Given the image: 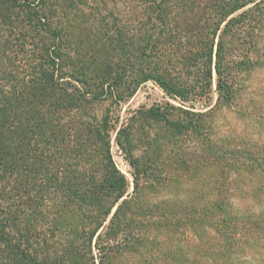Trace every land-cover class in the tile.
<instances>
[{
	"label": "trees",
	"instance_id": "obj_1",
	"mask_svg": "<svg viewBox=\"0 0 264 264\" xmlns=\"http://www.w3.org/2000/svg\"><path fill=\"white\" fill-rule=\"evenodd\" d=\"M263 33L264 0H0V264H264ZM148 80L215 101L88 109ZM223 110L257 136L224 142Z\"/></svg>",
	"mask_w": 264,
	"mask_h": 264
},
{
	"label": "rangeland",
	"instance_id": "obj_2",
	"mask_svg": "<svg viewBox=\"0 0 264 264\" xmlns=\"http://www.w3.org/2000/svg\"><path fill=\"white\" fill-rule=\"evenodd\" d=\"M264 35V33L262 34ZM264 41V40H262ZM178 59V58H175ZM176 61V60H175ZM264 76V72H260V70H256L249 78L250 85L253 83V81L256 79V77ZM247 86V85H246ZM248 87V86H247ZM252 89V88H251ZM249 94L251 92L249 91ZM215 92H212L210 99H199L195 102H180V101H173L168 99L162 89L153 81H146L137 88V90L134 92V94L128 98L127 100L121 101L119 104H116L112 98H108L106 100H101L99 102L91 104V106L88 107L89 110H91L92 113L99 116L102 113H109L114 115L113 117H118V121L115 123L116 127H119L121 124H124L127 122V119L129 116H131L134 110L138 109L139 107H149L152 104L155 103H163L165 101H169L173 103L176 106L182 107L184 109H189L192 111H200V110H206L208 106H211L215 101ZM257 99H260L261 101H258V106L262 109L260 112V108H257L252 111V109L248 113L251 115H263L264 113V98L257 97ZM221 113V114H220ZM216 114L215 117H213L212 121H214V124L218 131L224 134V138L222 140L224 142H231L233 145L238 144L240 145L243 137H250L252 134L256 137L257 135L255 132H257L259 129L248 119H242L240 118L235 111L232 110H223ZM256 113V114H255ZM258 113V114H257ZM131 127V133H130V141H132V144L135 147L136 152H139L142 148V142H141V130L139 127L138 122L132 123ZM146 133L149 135V138H152L155 130V124L153 122L150 123V126L146 128ZM261 130H264L261 129ZM115 136V130L112 131L111 136V142H110V152L113 157V160L116 164V166L119 168V170L126 176V178L129 181L128 185V192H132L133 190V181H132V175H131V168L129 166L128 161L124 158L123 153L117 146L114 140ZM146 139V138H144ZM148 139V138H147ZM185 147L183 148V152H189V150L194 149L193 141H190L188 138L184 141ZM177 157L183 158L185 154L178 152ZM176 156V155H173ZM191 161H187L186 164H191ZM187 168V167H185ZM188 179L186 178V181ZM188 182V181H187Z\"/></svg>",
	"mask_w": 264,
	"mask_h": 264
}]
</instances>
